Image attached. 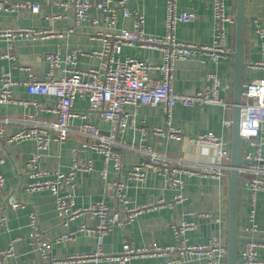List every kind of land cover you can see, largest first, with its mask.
<instances>
[{"label": "crops", "instance_id": "obj_1", "mask_svg": "<svg viewBox=\"0 0 264 264\" xmlns=\"http://www.w3.org/2000/svg\"><path fill=\"white\" fill-rule=\"evenodd\" d=\"M21 2L26 0H9ZM41 5V11L36 13L29 9H1L0 10V77L3 72H8L18 84L13 87L14 100H37L49 111L36 112L32 104L27 106L18 102L0 103V120H2L6 132L12 133L26 126L25 121L33 116L54 121L57 114L51 111L55 101L53 96L30 94L26 82L31 76L41 77L49 70L47 53L57 52L62 63H66V57L79 48L81 53L77 57L78 69L98 67L102 58L94 54V51L103 48L102 35L99 33H117L123 27L131 29L134 26V16L124 18L120 13L114 25H109L105 14L97 8L90 10V20L76 23L72 11L64 12L56 5L57 0H32ZM96 1V0H92ZM237 0H226L227 12L235 19ZM214 0H178L181 12L193 14L188 22H181L176 28V36L179 40L199 45L211 44L215 32V17L213 10ZM127 5L139 10L144 15V29L150 35H163L166 32V0H129ZM245 13V66L243 69V81L247 85L253 80H264V68L255 69L254 63H264V51L261 38L256 29L258 25L264 26V0H246ZM62 14L60 20L47 18V15ZM54 30L55 34L47 36L20 35L16 33L10 46L7 30ZM226 43L231 48L227 56L214 61L206 53L190 56L185 60L176 62V74L173 80V88L181 93H194L206 84V76L209 72H216L222 79L223 87L221 96L226 105H214L202 109L199 105L184 106L177 104L172 110L170 124L162 105H141L134 114V123L128 130L117 137L114 149L121 154V168L118 170L114 162L104 163L101 153L90 148L86 144L93 141L89 135L79 132L81 118H72L70 121L71 132L68 140L58 142L51 140L48 149L40 156L39 165L49 171L46 178L53 176L54 171L69 172L71 170L73 152L77 148L81 158H90L94 169L91 172L77 171L74 178L75 185L70 188L73 194V208H83L97 201H104L113 209H120L113 189L109 186L114 180L125 184L124 192L130 206H145L130 222L123 226L114 227L105 235L103 252L106 255H116L122 251L125 241L135 246H149L153 242L161 245L175 243L172 229L174 221L182 218L193 220L196 227L188 230L189 243L200 244L207 242L215 231L228 232L229 199L227 179L218 180L212 176L201 174H185L175 172L176 167L198 168L203 163L214 162L216 152L210 145H197L189 138L204 132H214L224 137L230 143L232 126L225 124L227 119L233 120L234 113V57L231 54L235 48V21L226 24ZM10 54L12 56L7 55ZM121 58L128 56L148 60L154 64H160L163 60V52L159 48L142 47L138 44L124 45ZM56 77L62 76L60 70L56 71ZM153 78L161 79L159 70H152ZM73 108L88 114V120L95 123L103 133L109 129V122L97 118L89 112V102L86 98L77 97ZM125 110L134 112L132 105H127ZM182 130L185 138L182 141L159 135H145L140 130L159 127L167 130L169 126ZM148 144L153 150L164 154L171 165V174L180 176L183 180V192L186 199L176 204L173 208L168 205H156L158 200L172 202L178 190L169 185L166 176L155 168H150L145 181L138 182L128 176V172L135 164L143 159L141 148ZM37 150L33 139H24L12 143L0 139V173L5 181L0 188V214L7 217V226L0 223V250L9 246L11 240H16V254L10 258L11 264H40L42 259L29 244V219L33 210L38 217L43 236L53 244L52 255L58 260L57 264H118L115 259L100 257L95 260L90 257L86 260H67L68 256L75 254H94L96 252V237L92 229L96 227L99 218L93 214L77 216L74 219L63 222L55 207V198L48 189L28 190L26 184L33 180L30 176L31 168L27 161ZM242 154L252 152L247 141L242 142ZM261 153L264 156V145ZM106 168V177L100 175V171ZM10 196L23 203V206L13 207L8 200ZM255 207L256 220L259 230L254 234L246 233L242 227L248 224V212ZM124 211V210H122ZM120 211L122 220L127 218V213ZM208 217L209 220H203ZM221 218L218 223L217 218ZM219 224V228L215 227ZM83 226L87 228L81 230ZM74 231L73 239L57 240L61 234ZM238 233L244 237L256 238L262 241L257 246L259 257L264 260V191H257L255 203L252 204V193L249 187L240 180L239 204H238ZM225 240V239H224ZM245 241L238 244V251ZM174 256H140L133 258L131 264H168ZM170 264H200L194 254L180 256ZM237 264H242L237 258Z\"/></svg>", "mask_w": 264, "mask_h": 264}, {"label": "built area", "instance_id": "obj_2", "mask_svg": "<svg viewBox=\"0 0 264 264\" xmlns=\"http://www.w3.org/2000/svg\"><path fill=\"white\" fill-rule=\"evenodd\" d=\"M129 0H57L56 5L64 12L72 11L77 24L90 20L97 21L90 16V10L97 8L105 14L109 25H114L121 13L124 18L134 16V26L131 29L121 28L117 33L105 32L102 35L103 48L93 53L102 58L98 67L89 69H78L76 67L77 57L81 53L79 48L73 50L66 57L63 64L57 52H49L46 58L49 62V70L41 77L31 76L25 83L30 94L53 96L55 104L51 111L57 114L54 121L41 120L33 114L25 121V125L19 130L7 133L3 121L0 120V139L12 143L24 139H33L36 142L37 150L28 159L27 164L31 168L30 176L32 181L25 186L28 190L48 189L55 198L57 213L64 223L80 215L93 214L99 218V222L92 229L96 237V252L94 254H73L66 257L67 260H86L90 257L99 260L100 257L115 259L118 264H131L133 258L140 256H174L177 258L185 254H194L200 264H226L227 241L224 240L220 231L211 234L207 242L191 244L187 237L188 230L196 227V222L186 218L174 221L172 229L175 243L161 245L153 242L149 246L138 247L129 241H125L122 251L116 255H106L103 252V242L105 235L116 226H123L133 220L136 214L145 206H130L129 200L124 192L125 184L119 180L109 183L113 189L115 198L120 209H113L104 201L94 202L83 208H73L74 198L70 188L74 183L77 171L91 172L93 162L90 158H81L79 150L73 152L71 170L67 173L54 171L53 176L46 178L49 171L39 165L40 156L48 149L51 140L65 142L71 132L70 121L72 118H81L83 121L79 126V132L89 135L93 141L86 144L90 148L101 153L104 163L114 162L116 169L121 168V154L114 149L117 137L130 128L134 123V114L137 109L144 104L162 105L167 115L168 123L172 119V110L177 104L184 106L199 105L202 109L214 105H226V101L221 96L223 87L222 79L216 72H209L206 76V84L194 93H181L173 88V80L176 74V62L185 60L190 56L206 53L214 61L231 52V48L226 43V24L232 23L235 19L227 12L226 0H214L213 10L215 17V32L211 44L199 45L195 43L179 40L176 36V28L181 22H188L193 14L181 12L178 7V0H166V32L163 35H150L144 29V15L139 11L130 8ZM29 9L33 12H40L41 5L32 0L21 2H10L0 0L1 9ZM47 18L60 20L64 15H47ZM261 38L262 50L264 51V26L258 25L256 29ZM17 34L35 36H47L55 34V31L43 30L34 31L26 29L7 30L10 46ZM138 44L142 47L159 48L163 52V60L160 64H154L148 60L134 58L131 56L121 58L124 45ZM8 56H12L7 53ZM255 69L264 68V63H254ZM60 70L62 76L57 78L56 71ZM152 70L161 71L162 78L156 79L150 75ZM18 84L13 80L8 72H3L0 77V103L18 102L25 106L32 104L36 112L40 110L49 111L37 100H14L13 87ZM77 97L86 98L89 102V112L94 113L97 118L109 122L110 126L106 133L93 122H90L88 114L77 111L73 108L74 100ZM127 105L135 108L134 112L125 110ZM225 124L232 126V120L227 119ZM140 130L145 135H159L174 138L182 141L185 138L181 129L169 126L167 130L159 127L146 128L142 126ZM240 135L252 148V152L245 155L253 163L244 164L240 168L241 181L244 182L252 193V204L255 203L257 191H264V156L261 153L264 145V80H253L247 84V91L243 94L241 103ZM197 145H210L214 147L216 159L214 162L203 163L198 168L176 167L175 172L185 174H201L202 176H212L218 180L227 179L230 170V143L224 137L214 132H204L189 138ZM143 159L135 164L128 172V176L135 181L143 182L147 177L148 170L155 168L166 176L169 185L175 187L178 192L172 202L163 199L158 200L156 205H168L173 208L176 204L182 203L186 197L182 190L183 180L180 176L171 174V165L168 158L153 150L145 144L141 150ZM4 160L0 159V163ZM106 168L100 171L102 177H106ZM5 178L0 173V188L4 185ZM13 207L23 206V203L10 196L8 200ZM124 210V211H122ZM120 211L127 213V218L122 220ZM29 244L37 250L42 262L40 264H57L58 260L52 255V242L43 236L37 214L32 210L29 214ZM221 222V218L216 220ZM0 223L7 226V217L0 214ZM83 226L81 230L86 229ZM242 230L249 234L258 232V222L256 220V209L252 207L248 212V224ZM76 232L63 233L57 240L73 239ZM16 240H11L8 247L0 250V264H11L10 258L16 254ZM259 242L253 240L246 241L238 251L242 264H264V260L259 257L257 246ZM237 255V258H238ZM170 259V264L174 260Z\"/></svg>", "mask_w": 264, "mask_h": 264}, {"label": "water", "instance_id": "obj_3", "mask_svg": "<svg viewBox=\"0 0 264 264\" xmlns=\"http://www.w3.org/2000/svg\"><path fill=\"white\" fill-rule=\"evenodd\" d=\"M245 1L237 0L235 13V48L231 53L234 57V113L232 120V136L230 139V170L227 175L228 182V199H229V216H228V232H227V257L226 264H237L238 244L243 241L253 240L255 242L262 241L256 238L244 237L238 233V204H239V186H240V168L244 164L253 163L242 154V142L244 138L240 135L241 122V103L243 94L247 91V85L243 81V69L245 66V21L247 15L245 13ZM203 220H209L205 217ZM218 229L219 224L215 223Z\"/></svg>", "mask_w": 264, "mask_h": 264}, {"label": "rangeland", "instance_id": "obj_4", "mask_svg": "<svg viewBox=\"0 0 264 264\" xmlns=\"http://www.w3.org/2000/svg\"><path fill=\"white\" fill-rule=\"evenodd\" d=\"M220 234L222 235V237L225 239V241H226V234L224 235V232L221 230L220 231Z\"/></svg>", "mask_w": 264, "mask_h": 264}]
</instances>
